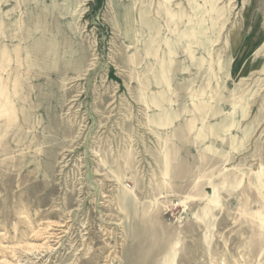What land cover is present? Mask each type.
I'll use <instances>...</instances> for the list:
<instances>
[{
    "label": "rangeland",
    "instance_id": "obj_1",
    "mask_svg": "<svg viewBox=\"0 0 264 264\" xmlns=\"http://www.w3.org/2000/svg\"><path fill=\"white\" fill-rule=\"evenodd\" d=\"M0 264H264V0H0Z\"/></svg>",
    "mask_w": 264,
    "mask_h": 264
},
{
    "label": "bare ground",
    "instance_id": "obj_2",
    "mask_svg": "<svg viewBox=\"0 0 264 264\" xmlns=\"http://www.w3.org/2000/svg\"><path fill=\"white\" fill-rule=\"evenodd\" d=\"M45 245V244H44ZM35 247H37V248H42L43 247V245L41 244V245H34Z\"/></svg>",
    "mask_w": 264,
    "mask_h": 264
}]
</instances>
